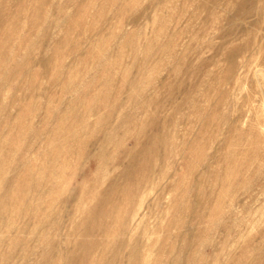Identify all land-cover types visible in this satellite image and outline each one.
<instances>
[{
	"label": "rangeland",
	"instance_id": "1",
	"mask_svg": "<svg viewBox=\"0 0 264 264\" xmlns=\"http://www.w3.org/2000/svg\"><path fill=\"white\" fill-rule=\"evenodd\" d=\"M0 264H264V0H0Z\"/></svg>",
	"mask_w": 264,
	"mask_h": 264
}]
</instances>
